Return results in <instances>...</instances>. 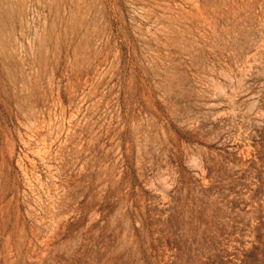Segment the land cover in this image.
<instances>
[{"label": "rangeland", "instance_id": "obj_1", "mask_svg": "<svg viewBox=\"0 0 264 264\" xmlns=\"http://www.w3.org/2000/svg\"><path fill=\"white\" fill-rule=\"evenodd\" d=\"M0 264H264V0H0Z\"/></svg>", "mask_w": 264, "mask_h": 264}, {"label": "bare ground", "instance_id": "obj_2", "mask_svg": "<svg viewBox=\"0 0 264 264\" xmlns=\"http://www.w3.org/2000/svg\"><path fill=\"white\" fill-rule=\"evenodd\" d=\"M106 1V0H105ZM111 1H113V0H111ZM118 1V0H117ZM110 2V1H109ZM114 2H116V1H114ZM120 2V1H119ZM112 3V2H111ZM110 4V3H109ZM119 4V3H118ZM106 6V5H105ZM109 8V7H108ZM105 9H107V8H105ZM113 10H114V8H113ZM113 10H111L112 12H113ZM109 12H110V10H109ZM113 14V13H112ZM108 15V14H107ZM113 15H115V14H113ZM113 15H111V16H113ZM119 16V15H118ZM121 16V15H120ZM110 17V16H109ZM113 18V17H112ZM116 18V17H115ZM120 17H118V19H119ZM121 19V18H120ZM119 19V20H120ZM111 21V20H110ZM113 21V20H112ZM111 23V22H110ZM118 23V22H117ZM115 24V23H114ZM119 24H120V22H119ZM119 24H116L117 26L119 25ZM113 26V25H112ZM119 27V26H118ZM119 29V28H118ZM114 30H115V27H114ZM113 31V30H112ZM111 35V34H110ZM112 36V35H111ZM110 36V37H111ZM110 39V38H109ZM107 42V41H106ZM112 42V41H111ZM107 44V43H106ZM99 58V57H98ZM67 59V58H66ZM105 62V61H104ZM59 63V62H58ZM60 66V65H59ZM68 69H69V67H68ZM99 69H101V68H99ZM91 70V69H90ZM94 70V69H93ZM216 70V69H215ZM100 71V70H99ZM103 71V70H102ZM89 72V71H88ZM64 73V72H63ZM69 73V72H68ZM100 74H101V71H100ZM106 74V73H105ZM15 76V75H14ZM62 76V75H61ZM91 76V75H90ZM85 77V76H84ZM61 79V78H60ZM79 79H81V78H79ZM121 79V78H120ZM82 80H84L83 78H82ZM122 80V79H121ZM90 82V81H89ZM89 85V84H88ZM44 88V87H43ZM77 89V88H76ZM99 89V88H98ZM80 90V89H79ZM85 91V90H84ZM87 91V90H86ZM53 92H55V91H53ZM62 92V91H61ZM9 96V95H8ZM47 96H48V94H47ZM61 96V95H60ZM80 96H81V94H80ZM85 96V95H84ZM66 101V100H65ZM75 101V100H74ZM82 101H83V99H82ZM49 102V101H48ZM62 102H64V101H62ZM51 103V102H50ZM64 104V103H63ZM78 108V107H77ZM38 109V108H37ZM81 109V108H80ZM49 110V109H48ZM53 111V110H52ZM57 111V110H56ZM46 112V111H45ZM53 114V113H52ZM60 114V113H59ZM66 114H68L67 112H66ZM73 113H71V115H72ZM74 115V114H73ZM58 116V115H57ZM55 117H56V115H55ZM58 118V117H57ZM69 118H70V116H69ZM68 118V119H69ZM33 121V120H32ZM47 121V120H46ZM77 122V121H76ZM83 122V121H82ZM46 124V123H45ZM56 124V123H55ZM56 126V125H55ZM54 126V127H55ZM74 126H75V124H74ZM47 127H48V125H47ZM35 128V127H34ZM38 129V128H37ZM42 129V128H41ZM44 130H45V128H44ZM80 135V134H79ZM79 145V144H78ZM83 147V146H82ZM80 167V166H79ZM52 177V176H51ZM76 179V178H75ZM67 182V181H66ZM65 182V183H66ZM69 182H70V180H69ZM72 182H73V180H72ZM64 183V184H65ZM63 184V185H64ZM68 184V183H67ZM66 184V185H67ZM56 185V184H55ZM56 190V189H55ZM53 192H54V190H53ZM55 193V192H54Z\"/></svg>", "mask_w": 264, "mask_h": 264}]
</instances>
